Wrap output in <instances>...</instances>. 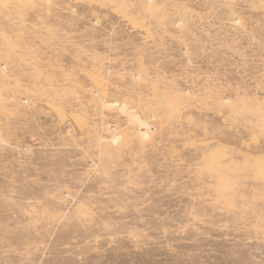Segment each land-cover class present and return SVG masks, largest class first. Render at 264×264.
<instances>
[{"label":"rangeland","instance_id":"obj_1","mask_svg":"<svg viewBox=\"0 0 264 264\" xmlns=\"http://www.w3.org/2000/svg\"><path fill=\"white\" fill-rule=\"evenodd\" d=\"M0 264H264V0H0Z\"/></svg>","mask_w":264,"mask_h":264}]
</instances>
